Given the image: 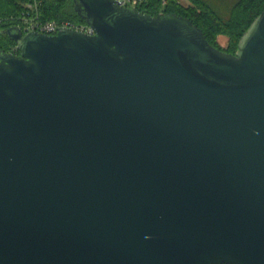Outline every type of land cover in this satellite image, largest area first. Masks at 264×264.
<instances>
[{
	"label": "water",
	"instance_id": "1",
	"mask_svg": "<svg viewBox=\"0 0 264 264\" xmlns=\"http://www.w3.org/2000/svg\"><path fill=\"white\" fill-rule=\"evenodd\" d=\"M72 1L93 34L2 31L0 264H264V11L231 53Z\"/></svg>",
	"mask_w": 264,
	"mask_h": 264
},
{
	"label": "trees",
	"instance_id": "2",
	"mask_svg": "<svg viewBox=\"0 0 264 264\" xmlns=\"http://www.w3.org/2000/svg\"><path fill=\"white\" fill-rule=\"evenodd\" d=\"M149 0L139 7V10L156 15L160 12L176 13L189 18L200 27L206 39L213 46L235 53L241 34L247 29L252 20L264 11V0ZM25 0H0V48L12 51L15 42L6 34L4 29L16 26L15 20L9 16H19L24 10ZM39 18L46 20H68L75 23H85L73 10L72 0H38ZM228 38V46L223 47L217 40L218 36Z\"/></svg>",
	"mask_w": 264,
	"mask_h": 264
},
{
	"label": "built area",
	"instance_id": "3",
	"mask_svg": "<svg viewBox=\"0 0 264 264\" xmlns=\"http://www.w3.org/2000/svg\"><path fill=\"white\" fill-rule=\"evenodd\" d=\"M117 4L121 6H131L139 10V7L146 4L149 0H114ZM166 0H162V5H164ZM39 2L38 0H25L24 10L22 13L14 17L10 15L8 18L11 21L15 20V24L19 27L23 33L30 31H38L45 34H54L61 27H69L76 30L86 32L88 34H93L94 30L86 22L85 23H75L68 20H46L43 21L39 18L38 10ZM11 52L17 53L16 44Z\"/></svg>",
	"mask_w": 264,
	"mask_h": 264
},
{
	"label": "rangeland",
	"instance_id": "4",
	"mask_svg": "<svg viewBox=\"0 0 264 264\" xmlns=\"http://www.w3.org/2000/svg\"><path fill=\"white\" fill-rule=\"evenodd\" d=\"M183 3H186V1L185 0H181ZM217 40H218V42L220 43V45H222L223 47H227L229 44H228V38L227 37H225V36H222V35H220V36H218L217 37ZM237 50V49H236Z\"/></svg>",
	"mask_w": 264,
	"mask_h": 264
}]
</instances>
